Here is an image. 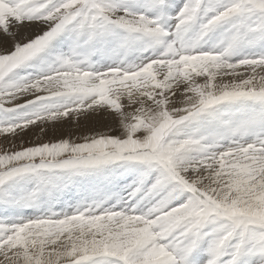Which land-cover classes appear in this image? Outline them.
I'll list each match as a JSON object with an SVG mask.
<instances>
[{
  "label": "snow or ice",
  "instance_id": "snow-or-ice-1",
  "mask_svg": "<svg viewBox=\"0 0 264 264\" xmlns=\"http://www.w3.org/2000/svg\"><path fill=\"white\" fill-rule=\"evenodd\" d=\"M0 264H264V0H0Z\"/></svg>",
  "mask_w": 264,
  "mask_h": 264
},
{
  "label": "rangeland",
  "instance_id": "rangeland-1",
  "mask_svg": "<svg viewBox=\"0 0 264 264\" xmlns=\"http://www.w3.org/2000/svg\"><path fill=\"white\" fill-rule=\"evenodd\" d=\"M25 139H27V137H25Z\"/></svg>",
  "mask_w": 264,
  "mask_h": 264
}]
</instances>
